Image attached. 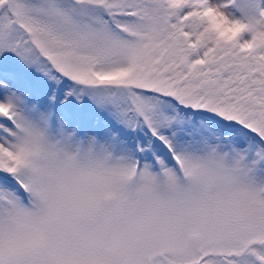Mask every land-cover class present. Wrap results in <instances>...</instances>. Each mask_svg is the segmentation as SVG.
<instances>
[{"label":"snow or ice","instance_id":"6c2138e0","mask_svg":"<svg viewBox=\"0 0 264 264\" xmlns=\"http://www.w3.org/2000/svg\"><path fill=\"white\" fill-rule=\"evenodd\" d=\"M0 264H264V0H0Z\"/></svg>","mask_w":264,"mask_h":264}]
</instances>
